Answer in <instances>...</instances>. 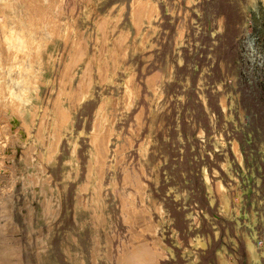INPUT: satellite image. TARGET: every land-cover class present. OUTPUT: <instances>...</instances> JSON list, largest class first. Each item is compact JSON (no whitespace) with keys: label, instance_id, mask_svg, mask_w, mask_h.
I'll return each mask as SVG.
<instances>
[{"label":"rangeland","instance_id":"obj_1","mask_svg":"<svg viewBox=\"0 0 264 264\" xmlns=\"http://www.w3.org/2000/svg\"><path fill=\"white\" fill-rule=\"evenodd\" d=\"M218 257L264 264V0H0V264Z\"/></svg>","mask_w":264,"mask_h":264},{"label":"bare ground","instance_id":"obj_2","mask_svg":"<svg viewBox=\"0 0 264 264\" xmlns=\"http://www.w3.org/2000/svg\"><path fill=\"white\" fill-rule=\"evenodd\" d=\"M114 7V3H112L111 5H110V7H109V9L108 10H110L111 8H113ZM100 17H103L102 19H104V16H100ZM106 18V17H105ZM105 20V19H104ZM103 22V20H101V18H100V23H99V26H104V23H102ZM180 33V32H179ZM180 35V34H179ZM183 34H181L180 36H182ZM179 36V37H180ZM178 37V38H179ZM171 72V71H170ZM7 83V82H6ZM188 83V82H187ZM10 90H12V88H9ZM138 89V88H137ZM33 91V90H32ZM135 91V90H134ZM136 92H137V90H136ZM34 94H35V92H34ZM19 95V94H18ZM32 96V94L31 93H25V91L23 92V94L20 96V98L21 99H23V100H25V102L27 103V104H29L30 103V98L29 97H31ZM17 98V97H16ZM33 99V98H32ZM36 100V99H35ZM38 105V104H37ZM25 111H26V108H25ZM95 145L96 146H98V144H97V142H95ZM248 244V243H247ZM248 245H251V244H248ZM250 252H251V255L252 256H254L255 257V255H256V253L254 252V249L251 247L250 248ZM248 253V252H247ZM249 254V253H248ZM254 259H256V258H254ZM224 259H222V257H218V263L219 264H223V261ZM254 261V260H253Z\"/></svg>","mask_w":264,"mask_h":264}]
</instances>
